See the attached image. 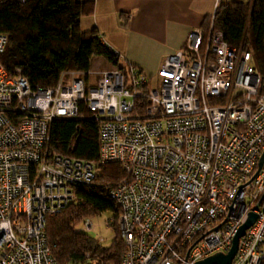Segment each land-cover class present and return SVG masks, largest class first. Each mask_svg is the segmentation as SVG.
<instances>
[{
    "label": "built area",
    "instance_id": "built-area-1",
    "mask_svg": "<svg viewBox=\"0 0 264 264\" xmlns=\"http://www.w3.org/2000/svg\"><path fill=\"white\" fill-rule=\"evenodd\" d=\"M216 4L206 28H190L149 75L125 61L123 70H61L42 87L0 64V264H60L45 219L106 162L121 171L103 184L118 208V264H194L225 252L248 211L254 220L229 264H259L264 152L252 174L264 150V70L212 26ZM5 42L0 32V52ZM79 102L96 121L95 161L47 147L51 120L78 116ZM90 228L85 217L74 230Z\"/></svg>",
    "mask_w": 264,
    "mask_h": 264
},
{
    "label": "trees",
    "instance_id": "trees-1",
    "mask_svg": "<svg viewBox=\"0 0 264 264\" xmlns=\"http://www.w3.org/2000/svg\"><path fill=\"white\" fill-rule=\"evenodd\" d=\"M92 0H0V32L6 35L0 64L19 69L31 85L51 86L61 70L85 69V58L98 55L124 69L117 55L95 29L81 30L79 17L92 10ZM209 17L201 27L205 29ZM212 26L231 47L250 52L253 66L264 70V0H217ZM82 52L83 58L79 52ZM213 102L212 98L207 99ZM78 116L55 118L49 125L48 149L64 156L95 161L96 121L81 102ZM121 176L114 162L98 163L91 184L73 186V198L45 219L44 232L50 254L60 264H118L124 248L114 226L117 205L103 184ZM111 213L114 235L102 246L85 231L74 229L85 217ZM89 253L87 259L83 258ZM259 264H264V257Z\"/></svg>",
    "mask_w": 264,
    "mask_h": 264
},
{
    "label": "crops",
    "instance_id": "crops-1",
    "mask_svg": "<svg viewBox=\"0 0 264 264\" xmlns=\"http://www.w3.org/2000/svg\"><path fill=\"white\" fill-rule=\"evenodd\" d=\"M79 17L81 30L95 29L118 57L152 74L161 57L183 46L186 32L201 27L214 0H92ZM202 28V27H201ZM106 62L102 68L109 67Z\"/></svg>",
    "mask_w": 264,
    "mask_h": 264
},
{
    "label": "rangeland",
    "instance_id": "rangeland-1",
    "mask_svg": "<svg viewBox=\"0 0 264 264\" xmlns=\"http://www.w3.org/2000/svg\"><path fill=\"white\" fill-rule=\"evenodd\" d=\"M79 55L83 58L81 51ZM85 62L86 67L90 68L92 71L100 69L106 64V61L98 55L85 58ZM107 66L111 65L107 64ZM94 76L95 73H89L87 78L93 81ZM110 217L111 213L109 211H102L88 218L91 221L92 228L86 229L85 232L102 246H107L114 235V227L111 225L112 220L108 224L104 223L108 218L110 219ZM114 226H116V223H114Z\"/></svg>",
    "mask_w": 264,
    "mask_h": 264
},
{
    "label": "water",
    "instance_id": "water-1",
    "mask_svg": "<svg viewBox=\"0 0 264 264\" xmlns=\"http://www.w3.org/2000/svg\"><path fill=\"white\" fill-rule=\"evenodd\" d=\"M263 152H264V150L260 153V155L257 159L256 169L252 175L255 174V172L257 171V169L259 168V166L261 164ZM256 205H257V203L255 204V206ZM254 217H255V215L253 212H251V211L247 212L245 219L237 227V229H236V231H235V233L231 239V243L225 252L215 251L211 254H208V255L196 260L194 262V264H229L230 259H231L232 255L234 254L235 249H236L237 238L243 233L244 229L254 220Z\"/></svg>",
    "mask_w": 264,
    "mask_h": 264
}]
</instances>
